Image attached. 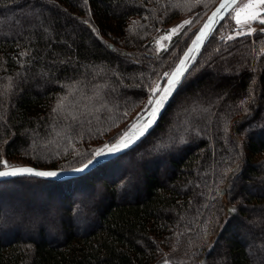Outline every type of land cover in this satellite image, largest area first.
Segmentation results:
<instances>
[{
    "label": "trees",
    "instance_id": "trees-1",
    "mask_svg": "<svg viewBox=\"0 0 264 264\" xmlns=\"http://www.w3.org/2000/svg\"><path fill=\"white\" fill-rule=\"evenodd\" d=\"M205 7L202 0H0V161L21 157L18 166L72 169L91 160L94 150L77 160L70 144L98 137L109 118L149 93L156 76L167 79L189 41L175 56L171 48L156 54L154 36L184 11L203 14ZM225 19L153 128L161 135L143 149L133 195L120 198L119 175L110 176L102 199L84 210L70 197L64 206L31 209L42 220L30 229L10 219L12 210L4 217L0 202V264H165L175 256L194 264H264V32L228 39L238 28L221 31ZM211 63L226 67L212 74ZM171 108L182 113L175 114L176 137L161 129ZM8 180L0 185L47 179ZM52 210L60 219L48 226Z\"/></svg>",
    "mask_w": 264,
    "mask_h": 264
},
{
    "label": "rangeland",
    "instance_id": "rangeland-1",
    "mask_svg": "<svg viewBox=\"0 0 264 264\" xmlns=\"http://www.w3.org/2000/svg\"><path fill=\"white\" fill-rule=\"evenodd\" d=\"M202 1H204V4H206L205 13L203 12V14L202 13L200 14V12H197V13L191 15L190 13H188V10H186L182 13L183 15L181 17H179V18L175 19L173 22L169 23L166 27L161 29L154 36V50L156 51L155 52L156 54H160V53L171 48L170 53L172 56H175V52L179 49V45L180 46L182 45L180 48V51H182V49L184 48L186 43L188 41L190 43L192 38H193L192 37L190 39L189 37H187V35H189L193 31V29L198 25V23H200L202 21V19H205V17L207 15L209 16L217 8V6L220 3H222L223 0H220L218 2L219 3L218 5H214L217 0H202ZM246 3H248V0H239L238 3H236V5H234L233 8H239L243 4H246ZM233 8L226 15V19L224 20V22L221 26V31L224 29V31L229 32V31H232L233 27L234 28L237 27L238 29L232 31V33L230 34L231 37H238V36L247 35L248 30H249L248 25H244L243 29H242V34L237 35L238 32H241V26L236 24V21L234 18L235 13L233 12ZM258 10L261 11L262 17H264V6H259ZM184 21H191V23L184 25V27L180 28L177 33H170L171 29L176 28L178 25L183 24ZM203 22H202V24H203ZM250 27L255 30L250 34V35H253L256 32H260V29L264 28V25H262L258 22H252ZM173 40L174 41L176 40V42H173ZM262 50L264 51V47H262ZM180 58H179V60H180ZM176 64H175V66H176ZM174 67H173V69H174ZM224 67H226L224 64L221 65V64H217V63H211L210 65H208V70L213 74L214 72H219L218 69H223ZM199 69H200V67L197 68L196 72L193 75H195ZM171 71H170V73H171ZM253 72H255V76L257 77L258 70L256 69ZM225 73H227V72H225ZM163 78H161L160 75L156 76L153 80L152 87L159 86L160 90H162V88L165 84V81H166V80L164 81ZM134 92L139 94L141 92L140 88L138 86H136L134 89ZM159 94H160V92L157 93V96H159ZM149 95H150V90L146 96H143L142 98H140L139 100H137L133 104L132 110L128 111L127 113L122 112L121 115H118L117 117H116V114H114L111 118H109L110 119L109 121L112 124H109V126L106 127L105 129H101L100 133H97L98 137H94V138L90 139V141H88V142L78 138V140H75L76 145H74V143H71L70 146L72 147V149H75L76 150L75 152L78 153V155H76L77 160H81V157L83 158V156H85L86 154H88L89 152H91L93 150H94L93 152L95 153L97 150L103 148L105 145L111 144L112 142H110V141L114 142L116 139H118L121 136V134L128 127H130V125H132L135 121H137V119L139 117H141L142 115L147 113V111H145V106L147 105ZM183 97H184L183 95H179L176 98L175 106L177 105V107H179V106H181V104H183L182 103ZM255 97L261 98L262 96L257 94V96H255ZM197 98L200 99L199 96ZM262 99H264V97H262ZM65 101H66L65 97H62L59 100V102H58L59 109L64 108ZM190 109L191 108H189V110ZM149 110H150V106H149ZM111 112L114 113V111L112 109H111ZM63 114H66V112H63ZM175 114H176V117H178V119H180V117H181L180 115L182 113L180 114L177 110H175L174 108H171L170 111L165 115L164 122L162 123V126H161V127H164V128H161V129H163V131H165L167 129V132L165 135H168L170 137H173V136L176 137L177 136L176 133H178L177 131L174 132V130H173L177 126L176 123L174 122ZM167 120L170 121L169 122L170 126H169V124H166ZM141 125H142V123L138 124V127H140ZM152 131H153V129L146 136L147 138L145 137L135 147H133L130 151L128 150L129 155H128V153L125 155L123 153V154L115 157L116 158V159L114 158L115 161H113V159H112L110 161L105 162L108 164H106V166L103 168L104 171L100 172L101 175L91 173L92 175H90V176H88V175H85L83 177L80 176L81 178L80 177L78 178L80 181H78L75 184H72L71 182H63V183L59 182L58 184H49V183H47L48 180H46V181H44V180H42V181L41 180H38V181L37 180H35V181L24 180L22 182L12 183L8 186L0 185V202L4 201V203H5V205L2 206L3 216L7 217V215H5L6 212L12 210V212L9 213L10 219L12 217V218H14V220L16 221L17 224H20V225L26 224L27 227L30 229V228H32V226L40 224V222L42 220V217H40V218L36 217L34 215L35 213H32V210H39V211L44 210L45 211L49 207L54 209L55 206H59V205L64 206L65 204H63V203L66 202L67 197H70L72 199V202H73L72 204L75 205L74 209L79 212V210H84V208L89 206L92 203V201L97 200V202H98V201H100V199H102L100 197L101 194L104 193V183L102 181H104V178H109L110 176L113 177V176L119 175V177L115 178L114 182L116 183V187H117L116 191H117L118 195L120 196V198H130L134 193V189H135L134 185L136 187L137 186L139 187V181L137 182V179H139L141 181L140 174H141V171H142L144 165L146 164V160H145L146 155H144V154H146V151H143V149H146V147L148 146V144L151 141H155L158 138V136L161 135L156 130L153 131V133H152ZM97 134H96V136H97ZM240 139L242 141L241 146H243L241 148V150L245 154V156L247 157L248 153L245 149V144H244L245 138L242 137ZM53 147H55V149L58 148L55 145ZM130 154H132V155H130ZM148 159L150 160V158H148ZM2 161H7V164L10 167H16V166H18V164L24 163L26 160L21 158V157H15V158L3 157ZM111 161H113V163H109ZM157 162L160 165H162V167H164V169H167L166 163H163V161L161 162V160H159ZM2 165H3V163H2ZM259 167H260V170L262 173L261 177L264 179V164H262V162H261L259 164ZM2 169H6V168L3 166ZM86 174H88V173H86ZM231 175H232V173L228 176V181L231 178ZM68 180H72V179H68ZM7 181H9V180L0 181V183L1 182L8 183ZM64 181H66V180H64ZM224 184L225 183H223L220 187H225ZM228 185H229V183L227 184V186ZM260 186L261 185H259L258 187H260ZM75 188H77V189H75ZM101 192H103V193H101ZM61 200H65V201H63V203H62ZM230 203H232V202H230ZM247 203L248 202H245V205H247ZM33 205L37 206V207H32ZM261 206H264V205H261ZM57 210L56 211L52 210L53 212L50 211V218L49 217L46 218V221H44L43 223L46 225L48 224V226H49L50 224L53 225L54 222L55 223L58 222V220L60 219V215L58 214L59 211H57ZM260 213L263 214V212H260ZM47 219H48V221H47ZM4 221H6V219L5 220L0 219V224H3ZM254 221H256V219ZM22 233H24L23 235H26V234L33 233V231L32 230H31V232L23 231ZM165 252L167 254H170L171 251L170 252L165 251ZM191 260H192V258L175 256V257H171V260L168 259L167 261H168V263L172 262L175 264H185V262H190V264H194L195 262L191 263Z\"/></svg>",
    "mask_w": 264,
    "mask_h": 264
},
{
    "label": "snow or ice",
    "instance_id": "snow-or-ice-1",
    "mask_svg": "<svg viewBox=\"0 0 264 264\" xmlns=\"http://www.w3.org/2000/svg\"><path fill=\"white\" fill-rule=\"evenodd\" d=\"M231 4H235V0H230ZM229 6L228 3L221 4L220 8L217 9V12L213 13V22L214 18L218 15L219 11L223 9L224 7ZM259 6H264V0H248V3L243 4L239 8H233V12L235 13V21L236 24L241 26V32H238L237 35L242 34V29L244 25L249 26V30L247 34H251L254 29L250 27L252 22H258L262 25H264V17H262L261 11H259ZM191 21H184L183 24L178 25L176 28H173L170 30V33H177L180 28H183L184 25L190 24ZM204 28L211 31L210 25L205 24ZM261 32H264V28L260 29ZM206 33L203 29H201L200 35L197 37V41H194L193 43H197L203 36H205ZM233 37L229 36L228 39H232ZM184 61H181V64H183ZM180 69H178L176 72L172 73V78L170 79L168 83V87L164 88L162 91L160 90L159 86L150 87V95L147 101V105L145 106V111L148 112V115L150 118L145 120L143 127L138 130V133L134 132L130 136L128 132H125L123 134V137L119 138L115 144H113L111 147L109 145H105L104 148L99 149L94 154L93 159L95 157L101 156L105 153V150L107 152H115L122 150L124 148H128L132 143L135 141L133 140V136L136 137V139H139L140 136H143L145 132L148 131L149 128H151L155 122L156 118H158L161 110L163 109L166 101L168 98L172 95V92L175 90L177 84L179 83V74ZM165 75H168L165 73ZM160 92V95L157 96V93ZM246 103V101H241V106H243ZM149 106L150 110H149ZM56 109H54L55 111ZM143 119V118H141ZM137 123H140V120L137 121ZM133 128H136L137 125L133 124ZM162 146V145H161ZM93 160H89L88 164H91ZM0 163H3L4 167L6 169H10L7 171H0V177H7V176H17V175H30V176H37V177H56L58 174L54 171H35L34 169L30 167H22V168H12L7 164V161H0ZM88 164H86L84 167H87ZM83 169H74V171H82ZM234 211V210H233ZM165 264H168V261L165 260Z\"/></svg>",
    "mask_w": 264,
    "mask_h": 264
},
{
    "label": "water",
    "instance_id": "water-1",
    "mask_svg": "<svg viewBox=\"0 0 264 264\" xmlns=\"http://www.w3.org/2000/svg\"><path fill=\"white\" fill-rule=\"evenodd\" d=\"M238 1L239 0H235V4H231L230 0H223L222 3H220L217 6V8L206 18V20L203 22V24L196 31L195 35L193 36L191 42L189 43V45L186 48V50L183 53V55L181 56L180 60L178 61V63L174 67V69L171 71V73L168 75V77H167V79L165 81V84H164V86L162 88V90H163L164 88L168 87V83H169L170 79L172 78V73H174L178 69H180L181 71H180V74H179V83L177 84L175 90L172 92V95L166 101V103H165L163 109L161 110L158 118H156L155 124L151 128H149L148 131L145 132L143 136H140L139 139H136V137L133 136V140L135 142L132 143L128 148H124L122 150L111 152V153H109V152H107V150H105V153L103 155L95 157V159L92 158L91 160H93V162L91 164H88V162H86L85 164H83V165H81L79 167H76V168H72V169L42 168V167H37V166H34V165H30V164H25V165H22V166H16V167H12V168L30 167V168L34 169L35 171H54V172H56L58 174L56 177H39V178L47 179V180H54V181H57V180L58 181H64V180H68V179H72V178H76V177H80L82 175H85L86 173H89L90 171H92L94 168L100 166L101 164H103V163H105L107 161H110V160L114 159L115 157H117V156L127 152L128 150L132 149L133 147H135L142 139H144L150 133V131L159 122L160 118L162 117V115L166 111L169 103L171 102L172 98L174 97V95L178 91L179 87L182 85L183 81L185 80L187 74L191 70V68L194 65V63L196 62V60L199 57L200 53L202 52V50L204 49V47L208 43L209 39L213 35L215 29L221 23V21L226 17V15L229 13V11L234 7V5H236V3H238ZM225 3H228L229 6L224 7L223 9H221L219 11L218 15L214 18V22H213V19H212L213 13L217 12V9L220 8V5L221 4H225ZM206 23L210 25L211 31H209L208 29L204 28V25ZM201 29L204 30L206 35L203 36L197 43H193L194 41H197V37L200 35ZM181 61H184V63L181 64ZM141 118H143V119H141ZM148 118H150V117H149L148 112H147V113H145L144 115H142L141 117H139L137 119V121L140 120V123H142V125L140 127H138V124H140V123H137V121H135L133 124H136L137 127L133 128L132 127L133 124L130 125V127H128L121 134V136L119 138L123 137V134L125 132H128L130 136L134 132L138 133V130L143 127V124H144L145 120H147ZM118 139H116L114 142L109 144V146L111 147L113 144H115ZM86 164H88V166L84 167ZM74 169H83V170L82 171H74ZM7 170H10V169H1L0 171H7ZM17 176H21V175H17ZM17 176L0 177V181L8 180V179H11V178L17 177ZM35 177H37V176H35Z\"/></svg>",
    "mask_w": 264,
    "mask_h": 264
}]
</instances>
